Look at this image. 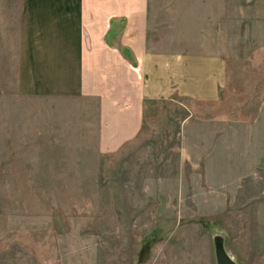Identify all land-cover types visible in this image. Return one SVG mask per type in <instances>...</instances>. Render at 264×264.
<instances>
[{"label": "rangeland", "instance_id": "374dc122", "mask_svg": "<svg viewBox=\"0 0 264 264\" xmlns=\"http://www.w3.org/2000/svg\"><path fill=\"white\" fill-rule=\"evenodd\" d=\"M12 1L0 0V264H218V250L264 264V0H160L161 49L192 59L193 82L113 151L78 132L93 104L20 94ZM201 61L214 71L203 86Z\"/></svg>", "mask_w": 264, "mask_h": 264}, {"label": "crops", "instance_id": "0c3cea01", "mask_svg": "<svg viewBox=\"0 0 264 264\" xmlns=\"http://www.w3.org/2000/svg\"><path fill=\"white\" fill-rule=\"evenodd\" d=\"M13 1L20 94L93 104L78 132L95 135L99 150L136 141L162 93L192 85V59L161 49L160 0ZM199 64L203 86L210 71ZM215 72L221 83L224 61Z\"/></svg>", "mask_w": 264, "mask_h": 264}, {"label": "water", "instance_id": "95a60500", "mask_svg": "<svg viewBox=\"0 0 264 264\" xmlns=\"http://www.w3.org/2000/svg\"><path fill=\"white\" fill-rule=\"evenodd\" d=\"M217 263L218 264H233L230 259H228L227 255L222 250H218L216 253Z\"/></svg>", "mask_w": 264, "mask_h": 264}]
</instances>
